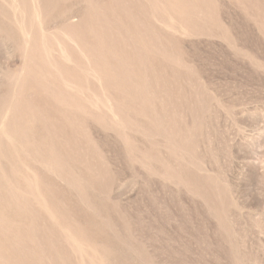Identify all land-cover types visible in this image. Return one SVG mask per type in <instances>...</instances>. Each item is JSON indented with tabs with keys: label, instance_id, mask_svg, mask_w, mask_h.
<instances>
[{
	"label": "rangeland",
	"instance_id": "rangeland-1",
	"mask_svg": "<svg viewBox=\"0 0 264 264\" xmlns=\"http://www.w3.org/2000/svg\"><path fill=\"white\" fill-rule=\"evenodd\" d=\"M0 264H264V0H0Z\"/></svg>",
	"mask_w": 264,
	"mask_h": 264
}]
</instances>
